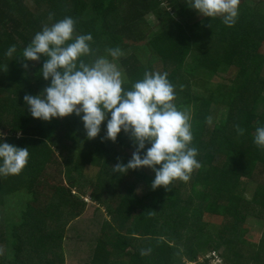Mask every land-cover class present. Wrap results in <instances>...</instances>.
<instances>
[{
    "label": "trees",
    "instance_id": "16d2710c",
    "mask_svg": "<svg viewBox=\"0 0 264 264\" xmlns=\"http://www.w3.org/2000/svg\"><path fill=\"white\" fill-rule=\"evenodd\" d=\"M65 16L77 33L93 36L87 62L108 48L122 50L124 88L145 71L168 73L201 164L189 181L152 189L151 169L112 172L134 145L123 131L115 142L102 139L104 122L87 139L74 114L30 116L23 97L49 83L39 75L46 57L18 56L44 24ZM149 17L160 25L151 35L144 29ZM263 46L264 0H241L231 27L198 17L187 0H0V133L29 147L24 169L0 176V264H208L215 256L222 264H264V183L246 195L264 169V149L252 140L264 122ZM225 73L233 77L222 80ZM218 108L225 114L217 117ZM252 217L263 226L257 243L242 236ZM212 218H220L218 226Z\"/></svg>",
    "mask_w": 264,
    "mask_h": 264
},
{
    "label": "clouds",
    "instance_id": "9594fccd",
    "mask_svg": "<svg viewBox=\"0 0 264 264\" xmlns=\"http://www.w3.org/2000/svg\"><path fill=\"white\" fill-rule=\"evenodd\" d=\"M239 3L240 0H187V7L209 22L211 18H219L231 27L238 18ZM48 19L52 21V13ZM92 40L91 33L76 32V21L71 16L46 23L35 32L18 57L25 61L46 57L39 75L49 83L37 94L24 95L30 116L49 121L74 114L79 117L87 139L97 137L104 122L102 139L115 142L123 131L134 145L131 158L126 163L118 160L112 172L124 175L128 170L151 169L152 189H167L176 180L189 181L193 170L201 164L198 150L192 146L189 113L174 103L175 86L168 73L145 71L142 79L126 89L125 76L118 64L122 50L108 48L107 55H98L87 62L85 57L93 52ZM15 52L16 45L12 44L5 55L11 57ZM235 127L238 134H243V128ZM252 140L264 149V122H257ZM146 144L150 146L146 148ZM28 158L29 147L9 144L0 133V176L19 174Z\"/></svg>",
    "mask_w": 264,
    "mask_h": 264
},
{
    "label": "rangeland",
    "instance_id": "374dc122",
    "mask_svg": "<svg viewBox=\"0 0 264 264\" xmlns=\"http://www.w3.org/2000/svg\"><path fill=\"white\" fill-rule=\"evenodd\" d=\"M259 1H262V0H247V2L249 4H252V5L255 4V3H258ZM198 17H200V16H198ZM146 23H147V25H146V27L144 29H145V33L147 35H151V33H154L160 27V25L157 23V21H156V19L154 17H149V19L146 21ZM147 37H150V36H147ZM263 48H264V46H263ZM262 72H263L262 77L264 78V68H263ZM229 77H233V76L228 74V73H225V74L222 75L221 79L222 80L223 79H228ZM211 80L213 82H217L219 80V78L212 77ZM225 112H226L225 110H223V109L220 110V108H218V113H217L216 116L218 117L220 114H225ZM90 171L92 172V177H94V175L97 173V169L96 168H92V170H90ZM91 172L87 173V176L90 177V178H92L91 177ZM56 179L58 180L59 178H56ZM257 183H264V169H262V168H261V170H259V172L254 173V177L247 183V187H246L247 188L246 189V195L247 196H249L251 194L252 190L254 189V187L256 186ZM90 189L91 188H86V193L87 194H85L83 196L84 200L88 201V202H90V198H89ZM209 222L213 223V224H216V226H218L219 225L218 223L220 222V218L209 219ZM245 227L246 228L242 232V236L247 241H251V242H254V243L256 242L257 243V241L260 240L261 237H262V230H263L262 224H260V222H258L257 219H256V221L253 220V217H252L251 220L246 224ZM82 253H83V255H87L86 252H82ZM76 256H74V259H77ZM202 259H203V256H201L198 261L202 262L201 261ZM73 261L71 260L68 264H76ZM222 263H223V261L220 258L215 256V257H213L210 260V262L208 264H222ZM186 264H196V263H194V262L188 263L187 262Z\"/></svg>",
    "mask_w": 264,
    "mask_h": 264
}]
</instances>
